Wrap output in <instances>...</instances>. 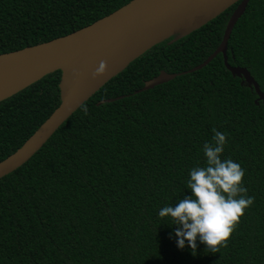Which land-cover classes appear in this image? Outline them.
Segmentation results:
<instances>
[{"label":"trees","instance_id":"1","mask_svg":"<svg viewBox=\"0 0 264 264\" xmlns=\"http://www.w3.org/2000/svg\"><path fill=\"white\" fill-rule=\"evenodd\" d=\"M129 1L0 0V54L67 35ZM237 4L136 58L0 179V264H264V106L221 54L189 72L219 46ZM226 56L264 93V0H249ZM161 71L176 76L142 90ZM60 77L56 70L0 101V161L59 105ZM213 128L226 134L222 159L241 165L255 200L228 247L212 253L198 240L194 255L159 211L192 195L190 171L206 165Z\"/></svg>","mask_w":264,"mask_h":264},{"label":"water","instance_id":"2","mask_svg":"<svg viewBox=\"0 0 264 264\" xmlns=\"http://www.w3.org/2000/svg\"><path fill=\"white\" fill-rule=\"evenodd\" d=\"M249 0H131L112 13L81 29L47 42L0 54V75L19 69L45 68L49 70L26 86L0 98V101L18 93L42 77L59 70L60 103L34 133L11 155L0 161V179L25 164L84 102L111 78L124 70L132 61L156 44L171 39V43L189 35L215 19L226 9L237 4L225 26L216 50L201 64L189 72L200 70L218 54L222 55L225 68L232 75L243 77L247 85L253 86L264 106V93L245 68L227 63V42L237 20L246 9ZM172 25V34L144 50L123 68L111 74L100 85H96L85 65L108 48L126 42L141 34L160 27ZM74 73H79L75 75ZM176 74L161 71L158 76L144 83L142 90L172 80ZM111 101V100H107Z\"/></svg>","mask_w":264,"mask_h":264},{"label":"clouds","instance_id":"3","mask_svg":"<svg viewBox=\"0 0 264 264\" xmlns=\"http://www.w3.org/2000/svg\"><path fill=\"white\" fill-rule=\"evenodd\" d=\"M107 61H101L93 78L106 75ZM79 75V73H74ZM85 115L88 109L83 108ZM211 143H205L203 151L206 165L190 171L187 188L191 196H184L174 206L160 209L161 218L170 217L171 225L179 226L175 231L178 247L183 249L185 241L196 254L197 241L206 245V250L218 253L228 247V241L240 223L245 210L254 204V197L247 195L243 186L245 170L232 159H222L227 143L225 133L215 128Z\"/></svg>","mask_w":264,"mask_h":264},{"label":"bare ground","instance_id":"4","mask_svg":"<svg viewBox=\"0 0 264 264\" xmlns=\"http://www.w3.org/2000/svg\"><path fill=\"white\" fill-rule=\"evenodd\" d=\"M172 25H166L150 32L139 35L126 42L119 43L115 47L105 49L101 55L94 59H87L85 65L93 78V73L98 68L100 62L107 61L108 72L106 75L93 78L96 85H100L111 74L123 68L129 61L141 54L153 44L160 42L172 34ZM49 70L45 68L19 69L14 72H6L0 75V98L26 86L36 80Z\"/></svg>","mask_w":264,"mask_h":264}]
</instances>
